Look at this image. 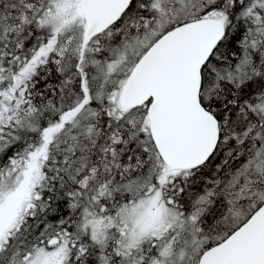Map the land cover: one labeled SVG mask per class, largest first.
I'll list each match as a JSON object with an SVG mask.
<instances>
[{"label": "snow or ice", "instance_id": "obj_1", "mask_svg": "<svg viewBox=\"0 0 264 264\" xmlns=\"http://www.w3.org/2000/svg\"><path fill=\"white\" fill-rule=\"evenodd\" d=\"M0 264H264V0H0Z\"/></svg>", "mask_w": 264, "mask_h": 264}]
</instances>
